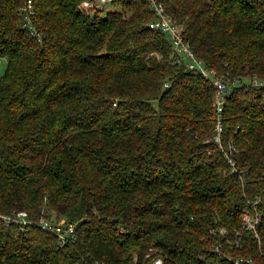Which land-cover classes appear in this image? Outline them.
<instances>
[{"label": "trees", "instance_id": "trees-1", "mask_svg": "<svg viewBox=\"0 0 264 264\" xmlns=\"http://www.w3.org/2000/svg\"><path fill=\"white\" fill-rule=\"evenodd\" d=\"M80 1L31 0L30 28L25 0H0V264H263L264 0H164L195 56L237 79L220 146L212 86L147 26L145 2Z\"/></svg>", "mask_w": 264, "mask_h": 264}, {"label": "built area", "instance_id": "built-area-1", "mask_svg": "<svg viewBox=\"0 0 264 264\" xmlns=\"http://www.w3.org/2000/svg\"><path fill=\"white\" fill-rule=\"evenodd\" d=\"M116 0H81L78 6L89 8L91 10L105 11L109 10L108 6L112 5ZM151 12V19L147 21V26L152 30H158L165 34L166 39L171 44V54L174 56L177 62H183L184 65L190 69H195L200 73L212 86L213 96H212V109L215 116V135L213 141L220 146L219 135L221 130V115L222 107L225 99L230 94L232 87L237 83V79L231 78L226 73H218L214 68L207 67L203 64L202 60L195 56L193 51L190 49L188 42L183 38L182 26L178 24L175 19L166 11L164 0H143ZM33 7L31 0H25V2L19 6L18 13H22L25 19L24 24L32 28L29 23V16L33 14ZM253 83H258L255 79L252 80ZM18 222L29 223L27 220L26 212L23 210H18L13 216ZM6 220H10V216H4ZM241 228L244 230H249L252 235L259 241V236L257 234L256 225L259 220V215L257 212L251 214L248 211H244L241 216ZM40 226L44 229L53 231L60 243L67 240H71L74 237L75 225L73 222H66L63 218L59 219L54 225L50 223L44 217L38 219ZM213 232V231H212ZM219 235H224L226 230L223 227L217 229ZM239 234V230L234 231V237ZM232 243V242H231ZM237 243V239L235 241ZM149 252L145 256H149L152 251L149 248ZM212 251L217 254H224L230 257L222 250L221 244L216 243ZM260 254H264V249H261ZM234 264H260L250 257H238L233 259ZM147 264H165L163 259L159 256H153L149 258ZM264 264V263H263Z\"/></svg>", "mask_w": 264, "mask_h": 264}, {"label": "rangeland", "instance_id": "rangeland-1", "mask_svg": "<svg viewBox=\"0 0 264 264\" xmlns=\"http://www.w3.org/2000/svg\"><path fill=\"white\" fill-rule=\"evenodd\" d=\"M117 8H118L117 5H109L108 6V9H110V10L111 9H117ZM5 67H6V59H5V57H0V75L4 72ZM42 210H43V215L48 213L47 209H42ZM49 218L54 219L55 217H54V215L50 214ZM59 219H61V218H59ZM59 219H58V221H59Z\"/></svg>", "mask_w": 264, "mask_h": 264}]
</instances>
